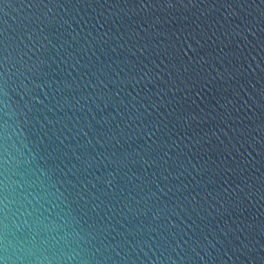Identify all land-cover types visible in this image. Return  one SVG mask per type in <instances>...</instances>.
Instances as JSON below:
<instances>
[{
	"label": "water",
	"instance_id": "obj_1",
	"mask_svg": "<svg viewBox=\"0 0 264 264\" xmlns=\"http://www.w3.org/2000/svg\"><path fill=\"white\" fill-rule=\"evenodd\" d=\"M0 264H264V0H0Z\"/></svg>",
	"mask_w": 264,
	"mask_h": 264
}]
</instances>
